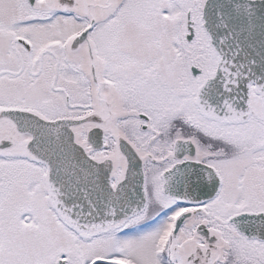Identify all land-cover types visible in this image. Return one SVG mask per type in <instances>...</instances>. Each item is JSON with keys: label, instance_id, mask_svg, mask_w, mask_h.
Here are the masks:
<instances>
[{"label": "snow or ice", "instance_id": "1", "mask_svg": "<svg viewBox=\"0 0 264 264\" xmlns=\"http://www.w3.org/2000/svg\"><path fill=\"white\" fill-rule=\"evenodd\" d=\"M0 264H264V0H0Z\"/></svg>", "mask_w": 264, "mask_h": 264}]
</instances>
